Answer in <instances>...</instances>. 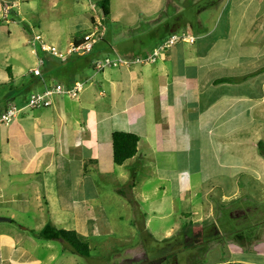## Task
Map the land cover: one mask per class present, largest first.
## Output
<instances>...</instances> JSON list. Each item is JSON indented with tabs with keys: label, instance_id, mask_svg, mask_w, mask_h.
<instances>
[{
	"label": "crops",
	"instance_id": "0c3cea01",
	"mask_svg": "<svg viewBox=\"0 0 264 264\" xmlns=\"http://www.w3.org/2000/svg\"><path fill=\"white\" fill-rule=\"evenodd\" d=\"M199 1L164 0L152 16L159 15L161 21L167 18L165 7L176 16L182 6ZM207 1L194 22L166 19L159 36L148 31L158 19L149 22V29L143 31L155 41L146 49L132 43L138 35L122 38L106 27L103 41L96 45L104 44V48L95 46L90 54L58 60L40 47L34 53L32 47L34 63L27 73L22 66L16 70L7 66L2 84L11 85L10 91L0 95V114L46 88L73 87L84 81L86 85L76 97L55 95L51 106L24 111L10 125L0 126V264L74 262L65 242L44 240L35 233L60 211L56 222L61 229L75 230L87 241L98 235L105 224L96 202L103 198L106 181H129L132 167L153 160L149 153H160L157 158L163 161L168 154L165 162L174 156L182 199L192 193L200 168L210 169V179L221 184L222 199L233 200L240 191H251L250 181L241 176L264 185V0ZM19 2L9 4L18 7ZM11 7L0 5L5 13ZM179 28L194 36L195 42H179L153 63L103 71L94 67L97 60L113 55L145 58L158 48L164 33L170 36ZM81 39L73 38L64 47L59 40L49 45L68 50ZM150 42L148 38L146 45ZM39 57L44 59L42 77L32 73ZM18 80L21 85H13ZM117 131L139 136L137 154L121 166L113 160ZM194 148L202 162L190 160ZM137 177L131 183L133 189ZM239 180L243 186L235 190ZM204 212L193 211L194 222L182 217L180 246L193 249L184 259L186 264H264V211ZM136 214L140 216L134 227L143 237H153L151 233L156 232L149 227L148 214ZM229 222L235 230L228 228ZM255 226V231L247 230ZM174 228L168 227V236ZM207 230L214 234L198 235ZM234 231L237 234L229 236ZM143 237L127 250L131 258L124 263L169 264L175 249L161 258H149ZM55 242H62V253ZM225 249V258L216 257ZM212 253L215 257L207 261Z\"/></svg>",
	"mask_w": 264,
	"mask_h": 264
},
{
	"label": "rangeland",
	"instance_id": "374dc122",
	"mask_svg": "<svg viewBox=\"0 0 264 264\" xmlns=\"http://www.w3.org/2000/svg\"><path fill=\"white\" fill-rule=\"evenodd\" d=\"M14 1L4 0L2 2L0 0V5L3 6L5 3L6 7L10 9L9 3ZM99 1L20 0L18 7H11V12L5 13L3 8H1L0 95H4L10 91L11 84H2V78L8 75L7 66H13L15 70L19 66H22L27 73L29 67L34 63L31 49L32 39L35 35H41L43 41L48 44H53L52 42L56 43L59 40L63 47L73 38H83L94 30L90 27V24H95L97 16H101L98 7ZM161 2L163 3L164 0H109L111 16L108 19H104L102 23L114 33H120L122 38L137 35L139 37V33H142V36L140 38L136 37L137 39L134 38L136 40L132 43L136 44L138 48L146 49L151 47L155 41L154 38L146 36L145 31H143L149 29L150 26L147 25L149 22L155 18L158 19L155 27H151L148 31H155L154 34L159 36L165 31L164 23L166 19L170 23H175L177 18L181 19V22L185 20L194 22L196 13L204 8L208 1L200 0L195 5L192 3L186 4L182 6L181 13L176 16L173 9L165 7V10L168 11L167 18L164 16V21H159V15H152L161 7ZM9 32H11V37L9 36ZM184 32L183 28H179L173 34H182ZM170 36L164 33L157 45L159 43H161L160 45L164 44ZM148 38L151 42L146 45ZM26 40L30 41V44L26 43ZM101 48H104V44L96 46L97 50ZM113 56L110 57L117 58ZM105 58L100 60L103 61ZM21 83L22 80H18L13 85H21ZM22 105L17 104L16 106L20 107ZM158 155L160 156V153L154 155L153 153L151 155L149 153V157L151 156L153 160L149 159L147 161L148 165L141 162L132 167L129 181H121L120 184L106 181L103 198L96 202L98 211L103 212V224L105 226L102 231H99L98 235H93L88 240L91 247L90 257L73 254L74 262H64V264H77L76 262L78 264H128L124 263V260L131 258L127 250L137 245L143 237V232L134 227L139 221L140 216V214L135 215V211H144L148 214L151 220L149 227L153 232H156L151 233V235H154H152L153 237L146 235L143 237L149 258H161L165 252L175 249L174 254L170 255L169 264H186L184 262L185 257H190L193 254V249L180 246L182 242L179 241L181 239L178 236L182 232L183 216L188 218L187 221L189 223L190 221L194 222V219L197 218L192 213L193 211H205L203 214L207 211H264L263 184L253 180L248 175L241 176L242 180L247 179L250 181L251 191L248 194L240 191L233 197V200L222 199L220 195L221 187H219L221 184L215 183L210 179V169L207 168H200V173L197 175L199 182L197 180L192 193L188 194L185 199H182L179 193V186L182 184L178 181V177H176L179 167L175 164L174 156L165 162L168 154L165 155L164 161L160 157L157 158ZM189 158L192 161L202 162V157L196 155L195 148L194 151L190 152ZM152 163H155L156 166L151 167ZM135 176L138 177L135 182L136 188L133 189L131 183H133ZM147 178H151L152 180L149 182ZM167 180H169V183ZM234 185L235 190L237 187L242 188L243 186L240 180ZM54 214L50 223L57 225L56 227L61 229L62 225L58 221L56 222L60 211ZM65 215L68 217L67 213ZM131 218L133 221L130 222ZM59 221H62V219L59 218ZM230 222L229 225L231 226L228 228L235 230L234 224ZM168 227H175L171 234L172 236H168L166 233ZM255 229L256 226L250 227L247 230L253 232ZM141 230H143V227ZM250 231L247 232L249 235ZM211 234L214 233L207 230L198 235L202 238V235L203 237H208ZM236 234L237 232L234 231L229 236ZM172 237L175 238L171 241H164ZM55 243L58 251L62 253V242ZM188 244H193V242H189ZM68 247L70 249V246ZM226 251V249L223 250L216 257L225 258ZM173 255L177 259L173 258ZM214 257V253L210 254L207 261ZM190 259L193 260V257Z\"/></svg>",
	"mask_w": 264,
	"mask_h": 264
},
{
	"label": "built area",
	"instance_id": "2783aa9c",
	"mask_svg": "<svg viewBox=\"0 0 264 264\" xmlns=\"http://www.w3.org/2000/svg\"><path fill=\"white\" fill-rule=\"evenodd\" d=\"M101 12V10H100ZM104 16L101 12V16L96 18V23L93 26V31L86 34L79 42L70 45L66 51L60 50L58 47L45 43L41 35H35L32 39L33 52L37 53V48L58 60H67L74 54H89L93 51L95 45L103 40L106 33V27L102 23ZM195 37L188 34H173L164 44L160 45L150 55L145 58H136L134 60L125 59L122 57L111 58L106 57L103 61L97 60L94 64L96 71H103L108 67H118L121 65H130L132 63H153L160 56L161 51L174 46L179 42L194 43ZM44 65V59L38 58L37 66L32 69V73L35 76L42 77L41 67ZM86 82H78L73 87H66L58 84L54 87L46 88L42 92H35L29 95L27 101L20 107L16 105H10L3 113L0 114V126L10 125L21 113L28 110H37L46 108L52 105V98L55 95H67L70 97H76L77 94L84 88Z\"/></svg>",
	"mask_w": 264,
	"mask_h": 264
},
{
	"label": "trees",
	"instance_id": "16d2710c",
	"mask_svg": "<svg viewBox=\"0 0 264 264\" xmlns=\"http://www.w3.org/2000/svg\"><path fill=\"white\" fill-rule=\"evenodd\" d=\"M98 7L100 8L104 18L109 16L110 14L109 0H100ZM79 55H86V54H79ZM138 143H139V136L136 134L122 132V131L114 132L113 133L114 163L116 165L121 166L127 160L133 158L137 154ZM35 234H37L39 238L44 240H61L66 244H68L67 246H70L69 251L72 254L79 255L82 257H88V258L90 257L91 247L88 241L75 230L59 229L53 224L49 223L39 233H35Z\"/></svg>",
	"mask_w": 264,
	"mask_h": 264
}]
</instances>
